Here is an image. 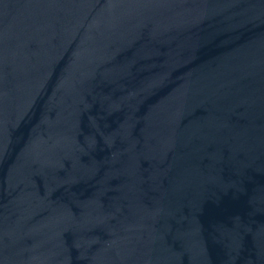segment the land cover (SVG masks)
Instances as JSON below:
<instances>
[{"label":"water","instance_id":"obj_1","mask_svg":"<svg viewBox=\"0 0 264 264\" xmlns=\"http://www.w3.org/2000/svg\"><path fill=\"white\" fill-rule=\"evenodd\" d=\"M0 264H264V0H0Z\"/></svg>","mask_w":264,"mask_h":264}]
</instances>
